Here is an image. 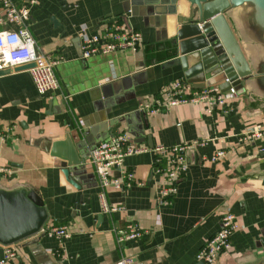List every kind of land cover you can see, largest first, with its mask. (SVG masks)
I'll use <instances>...</instances> for the list:
<instances>
[{
  "label": "crops",
  "instance_id": "0c3cea01",
  "mask_svg": "<svg viewBox=\"0 0 264 264\" xmlns=\"http://www.w3.org/2000/svg\"><path fill=\"white\" fill-rule=\"evenodd\" d=\"M4 1L0 31L14 28ZM9 1L30 7L27 25L37 50L59 60V87L39 93L31 71L20 66L0 75V187L33 190L48 212L46 224H67L71 232L69 238L37 233L21 240L18 264H117L124 255L139 264H202L197 254L219 231L225 212L237 216L239 228L232 251L218 264H264V136H249L264 130V26L257 7L244 3L226 12L254 72L233 87L237 96L227 107L209 112L205 104L188 103L151 114L144 102L187 79L181 66L165 65L172 57L164 33L145 6L132 0ZM118 20L142 33L141 47L83 57V28L95 32ZM120 133L149 148L200 142L188 148L189 169L169 203L160 196L164 179L153 173L155 154L146 151L124 161L137 182L106 188L109 203L122 209L103 212L89 156L91 147ZM66 136L91 141L85 165L69 178L43 147ZM220 150L224 155L213 160ZM129 222L150 234L120 245L114 229ZM3 251L0 243V257Z\"/></svg>",
  "mask_w": 264,
  "mask_h": 264
},
{
  "label": "built area",
  "instance_id": "2783aa9c",
  "mask_svg": "<svg viewBox=\"0 0 264 264\" xmlns=\"http://www.w3.org/2000/svg\"><path fill=\"white\" fill-rule=\"evenodd\" d=\"M31 3H35V0H31ZM4 12L6 19L14 25V28L0 31V70L34 63V66L29 70L39 93L45 94L57 89L59 80L55 66L59 60L37 50L36 39L27 25L30 7L27 5L17 6L9 0H5ZM142 43V33L123 20L105 23L101 29L95 32H90L85 27L81 38L82 55L85 58L125 49L137 51ZM225 81L229 82L230 80L226 78ZM236 96L237 91L233 87L223 91L220 84L216 83L197 88L188 80L177 79L169 83L153 103L144 102L141 107L154 114L172 106L202 103L205 104L207 111L211 112L216 107H227L229 101ZM249 136H264V130L255 131ZM199 144L200 142L194 141L173 146L161 145L149 148L135 144L126 133H120L109 140L98 143L91 151L89 161L99 178V196L103 212L111 213L122 209L118 205L109 203L106 193L107 187L115 185L118 188H123L132 186L134 182H137L135 171L127 169L124 165L126 157L146 151L154 152L153 173L164 179L160 196L164 202L169 203L170 198L177 193L178 183L189 169L186 155L188 148ZM224 153L223 150L216 152L213 160L219 159ZM4 170V168H0V171ZM115 170L120 171V176L112 175ZM138 184H144V182H138ZM238 228L237 216L232 212H225L221 218V228L204 243L197 254V259L202 264H218L223 254L232 251V235ZM114 231L120 245L150 234L149 229L143 228L137 222H129L124 227L115 228ZM39 233L55 236L58 239L71 236L67 224L45 223ZM18 257L19 247L17 243L4 245L0 264H18ZM117 264L139 263L133 256L124 255Z\"/></svg>",
  "mask_w": 264,
  "mask_h": 264
},
{
  "label": "water",
  "instance_id": "95a60500",
  "mask_svg": "<svg viewBox=\"0 0 264 264\" xmlns=\"http://www.w3.org/2000/svg\"><path fill=\"white\" fill-rule=\"evenodd\" d=\"M145 6L164 33L168 57L167 67L181 66L185 78L197 88L219 82L226 91L254 76L226 12L244 3H253L257 19L264 26V0H132ZM34 63L20 66L30 69ZM11 69L0 70V75ZM209 76V78H207ZM229 78V82L225 79ZM86 140V141H85ZM75 142L64 140L43 144L44 149L59 160L66 177L77 173L89 156L88 136ZM95 146L91 147V151ZM75 183L74 179L71 180ZM48 219L42 198L24 186L0 187V243L9 245L39 233ZM202 263V262H201Z\"/></svg>",
  "mask_w": 264,
  "mask_h": 264
}]
</instances>
